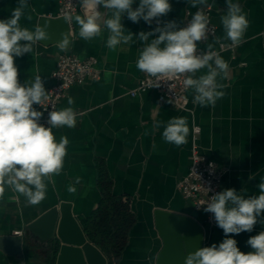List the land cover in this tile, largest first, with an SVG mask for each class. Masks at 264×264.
<instances>
[{
	"label": "crops",
	"instance_id": "0c3cea01",
	"mask_svg": "<svg viewBox=\"0 0 264 264\" xmlns=\"http://www.w3.org/2000/svg\"><path fill=\"white\" fill-rule=\"evenodd\" d=\"M232 2L242 6L249 20L244 42L233 50L220 51V45H231L224 38L221 24V17L226 14V0H208L216 33L199 44L205 51L211 44L228 62L229 75L218 78L226 94L215 106L201 107L192 102L194 93L190 89L188 111L159 103L154 91L130 96L143 76L136 68L139 52L155 38L144 42L137 36L141 31L149 32L157 27L155 20L151 25L143 20L133 23L125 15L122 24L133 33V40L114 50L106 46L109 35L106 29H102L101 36L85 41L79 37L78 24L74 19L70 21L72 43L67 53L81 60L95 59L99 79H87L82 85L71 87L57 107V111L71 107L76 113V125L52 129L57 141L66 136L69 143L63 170L53 176L54 182L48 183L46 198L30 206L21 194L5 186L0 198V237L20 232L27 238V244L17 256L0 250V264H56L54 247L38 242L31 244L26 227L60 203L70 204L71 213L79 223L92 217L106 187L111 196L127 205L132 220L123 249L110 264H157L163 242L155 228V211L182 216L196 213L191 202L183 199L176 189L188 173L194 126L200 130L201 155L221 171L220 192L232 188L245 198L259 194L258 185L264 179V0ZM170 3L172 10L160 18L161 26L174 20L179 27H184L188 15L204 7L194 8L188 0H170ZM28 4L20 24L30 30L38 26L42 17L58 15L57 0H28ZM17 5L18 0H0V19L9 18ZM138 5L136 0L133 8ZM98 10L106 11L103 5ZM83 14L80 6L75 15ZM64 53L56 44L37 42L32 53L15 58L20 82L31 81L39 75L48 91L54 83L52 75L57 59ZM205 73L206 69H202L196 77ZM69 98L73 100L71 105ZM33 107L39 111V105ZM173 117L186 118L190 130L188 142L180 147L166 143L162 138L163 127H155L157 121L166 124ZM69 188L75 191L70 192ZM196 214L203 229V247L218 245L225 239L221 228L206 223L204 213ZM260 219H264V214ZM261 231L264 224L258 222L252 232L230 235L238 248L248 253L252 249L247 240Z\"/></svg>",
	"mask_w": 264,
	"mask_h": 264
},
{
	"label": "clouds",
	"instance_id": "9594fccd",
	"mask_svg": "<svg viewBox=\"0 0 264 264\" xmlns=\"http://www.w3.org/2000/svg\"><path fill=\"white\" fill-rule=\"evenodd\" d=\"M81 0L83 15H69L79 26V37L85 41L101 36L102 29L109 33L106 46L114 50L120 44L133 40V33L127 31L122 18L133 23L143 20L148 25L156 21L152 31H141L138 38L150 43L140 50L136 68L154 78L157 87L161 81H171L183 76V86L194 93L193 103L201 107L215 106L225 96L218 83L229 75L228 62L208 45L207 51L198 50V42L208 40L210 20L203 9L196 11L185 27L176 21L163 22L161 17L172 10L170 0ZM192 7H210L208 0H188ZM106 11L101 13L98 6ZM29 6L28 0H18V5L7 19H0V198L5 186L21 194L27 205H37L46 198L49 182L61 174L69 143L66 136L56 140L52 129L74 128L76 113L71 107L48 114L47 125L40 123L43 113L33 105H41L48 98L44 80L39 76L21 83L16 57L33 52V45L49 39L47 26H36L34 30L22 27L21 17ZM109 18L105 19V13ZM30 19V17H29ZM224 38L233 47L244 42L249 27L247 14L239 3L226 0V14L221 17ZM158 34V35H157ZM219 42V39H217ZM223 47V45H221ZM63 51L64 45L60 44ZM206 73L196 77V73ZM172 103L171 100H168ZM73 100L69 98L68 104ZM157 129L163 127L162 138L166 143L180 147L188 142L189 126L186 118L173 117L163 123L157 121ZM259 194L245 198L235 189H225L211 197L204 209L212 213L216 225L223 230L225 239L217 244L198 248L186 255L184 264H264V231L250 236L247 244L252 251L242 252L237 241L230 234L252 232L264 214V179L258 185ZM74 192V188L68 189Z\"/></svg>",
	"mask_w": 264,
	"mask_h": 264
},
{
	"label": "water",
	"instance_id": "95a60500",
	"mask_svg": "<svg viewBox=\"0 0 264 264\" xmlns=\"http://www.w3.org/2000/svg\"><path fill=\"white\" fill-rule=\"evenodd\" d=\"M47 26L49 39L39 41L48 45H64L63 51L69 52L72 36L70 21L59 17H42L38 26ZM155 228L163 242V249L157 264H184L188 253L203 247V229L197 222V214L182 216L162 210L154 214ZM26 230L30 234L29 242L47 246L56 250V264H108L102 252L91 244L80 223L73 217L69 203H60L41 217L30 223ZM27 244L22 235L0 237V250L10 255H21ZM29 251L30 248L25 246Z\"/></svg>",
	"mask_w": 264,
	"mask_h": 264
},
{
	"label": "built area",
	"instance_id": "2783aa9c",
	"mask_svg": "<svg viewBox=\"0 0 264 264\" xmlns=\"http://www.w3.org/2000/svg\"><path fill=\"white\" fill-rule=\"evenodd\" d=\"M57 2L59 7L57 17L59 18L66 19L69 15L74 16L81 6V0H57ZM201 8L210 20L209 40L215 36L216 29L211 21L210 7L204 6ZM193 14L195 12L188 15L184 27ZM206 41L198 42L199 51H205L199 47V44ZM222 45L223 47L220 45V51L234 49L232 45ZM96 64L97 62L93 58L81 60L77 56L67 52L59 56L52 75L54 83L48 90V98L39 105V111L43 113L40 119L41 124L47 125L49 112L52 110L57 111L59 103L71 87L82 85L87 79L95 81L99 79ZM183 79L184 77L180 76L171 81H161L157 87L154 78L148 77L143 73L136 88L130 92V96L134 97L140 92L154 91L157 93L159 103H167L178 110L188 111V93L190 89L184 88ZM168 100H171L172 103H169ZM199 135V128L194 126L191 135L190 166L187 175L178 182L176 189L183 199L191 202L196 213L202 212L205 214L206 223L210 227H213L216 225L213 214L206 212L204 209L207 206L206 204L210 202L211 197L220 192L222 174L213 162L206 160L201 155L198 145ZM15 235L20 236L21 233L16 232Z\"/></svg>",
	"mask_w": 264,
	"mask_h": 264
},
{
	"label": "trees",
	"instance_id": "16d2710c",
	"mask_svg": "<svg viewBox=\"0 0 264 264\" xmlns=\"http://www.w3.org/2000/svg\"><path fill=\"white\" fill-rule=\"evenodd\" d=\"M131 221L127 205L111 196L106 187L103 200L93 216L81 220L80 226L88 241L103 253L110 264L123 249Z\"/></svg>",
	"mask_w": 264,
	"mask_h": 264
}]
</instances>
